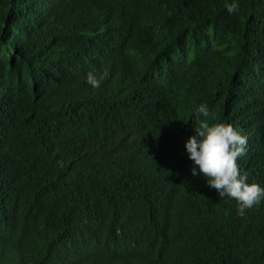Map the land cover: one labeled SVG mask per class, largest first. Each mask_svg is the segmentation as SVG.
I'll use <instances>...</instances> for the list:
<instances>
[{"label": "trees", "instance_id": "trees-1", "mask_svg": "<svg viewBox=\"0 0 264 264\" xmlns=\"http://www.w3.org/2000/svg\"><path fill=\"white\" fill-rule=\"evenodd\" d=\"M201 104L264 187V0H0V264H264V199L192 174Z\"/></svg>", "mask_w": 264, "mask_h": 264}, {"label": "clouds", "instance_id": "clouds-1", "mask_svg": "<svg viewBox=\"0 0 264 264\" xmlns=\"http://www.w3.org/2000/svg\"><path fill=\"white\" fill-rule=\"evenodd\" d=\"M226 8L229 13H234L239 5L231 3ZM106 76L105 72L98 79L90 71L87 82L94 88H99ZM195 116L199 123L197 134L186 143L189 159L194 162L192 174L195 176L202 173L207 178L209 187L216 189L221 199L226 196L236 199L239 202L238 215L243 216L246 210L259 205L264 199V187L257 183L249 184L247 174H241L237 163L238 158L246 154L247 137L231 123L210 124L207 105L201 104Z\"/></svg>", "mask_w": 264, "mask_h": 264}]
</instances>
